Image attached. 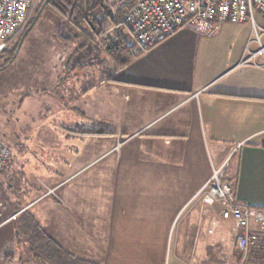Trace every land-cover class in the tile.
<instances>
[{
	"label": "crops",
	"instance_id": "1",
	"mask_svg": "<svg viewBox=\"0 0 264 264\" xmlns=\"http://www.w3.org/2000/svg\"><path fill=\"white\" fill-rule=\"evenodd\" d=\"M254 18L255 25L226 23L213 37L178 30L108 80H80L76 86L75 80H60L66 63L59 72L56 62L55 80H0L2 100L10 109L8 102L16 100L22 126L0 134L12 152L0 177V203L9 213L22 211L0 227V264L13 243L30 244L32 219L70 255L80 243L94 252L102 246L98 262L73 254L78 260L121 264L123 252L134 264V223L159 228L168 222L171 228L186 210L163 264H201L203 230L233 229L219 205L197 197L227 161L236 203L264 207V54L258 53L264 16L256 10ZM76 40L82 47L84 39ZM70 115L78 117L77 129L62 126ZM28 127L34 132L30 140ZM60 145L72 151L67 158L55 151ZM31 153L47 158L46 167L35 165L40 175L46 169L44 177L57 180L52 193L28 178ZM11 256L8 264L17 259ZM259 258L249 264H264Z\"/></svg>",
	"mask_w": 264,
	"mask_h": 264
},
{
	"label": "rangeland",
	"instance_id": "2",
	"mask_svg": "<svg viewBox=\"0 0 264 264\" xmlns=\"http://www.w3.org/2000/svg\"><path fill=\"white\" fill-rule=\"evenodd\" d=\"M40 2L41 0H35L33 11L28 23L34 18L36 8ZM39 16L40 14L36 15L37 19H35L34 25L24 39L22 36L26 32V27L16 37L8 41L5 49L15 48L21 40L20 48L19 50L17 49L18 55L10 67L0 72V80H27L26 83L28 82V85L34 80H55V74H52L53 70L51 68L52 64H55V62L59 63V72L63 71L66 63L65 66L67 70L60 80H75L76 86L81 83L80 80H82V82L86 80H108L109 76L115 74L112 70V63L107 55L102 52H94L91 45H88L85 48H79L80 44L76 40L78 32L74 30L67 21L62 20L63 22H61L59 18L47 8L43 10L40 18ZM108 25L109 22L104 23L105 27ZM2 96L3 95L0 92V134L3 132L7 133L8 130H13V132L22 130V126L18 125L19 114H21V109H19L18 103L15 99L12 103L8 102V106L10 104L12 105L10 109L6 105L7 102L2 100ZM3 104H5V106ZM23 110L22 114L26 113L25 110ZM32 113L34 114V111ZM77 119V116L73 117L70 115L66 117V122L62 126L64 128L69 127L70 129H77L75 127ZM24 120L29 126L28 122H30V119L25 116ZM28 129H30L31 132H27L26 136L30 140L34 135V132L33 128L28 127ZM26 136H24V138ZM28 139L26 141H28ZM60 140L64 139L60 138ZM123 140L124 139L120 136L119 140H117L116 148L123 143ZM26 143H30V141ZM32 145L34 146V144ZM77 145L81 146L82 141H77ZM60 147L62 149H56L55 151H58L59 154H62L67 158V153L72 151L68 149V147L65 148V146L62 147V145H60L58 148ZM39 153L44 152L41 151ZM36 154L37 153H31V156H29L28 165L25 166L26 174L28 172V178L34 179V182L37 183L42 190L52 193V187H54L57 180L45 178L44 176L46 172L49 173V171L43 168L44 174L40 175V170L37 169V167H40L42 163V166L46 167L48 161L44 155L38 154L39 156H36ZM25 156H28V154ZM53 162L56 164L55 161ZM35 164H37V167ZM52 166L58 168V165L52 164ZM6 170L0 174V177ZM31 175L34 177H31ZM35 176H37L36 179L39 180H35ZM2 191L3 190L0 187V196ZM5 208L6 206H4L3 203H0V227L3 225L4 220L12 214L19 212L9 213ZM186 211L180 214L177 222L171 228H168V222L159 223V228H152L151 225L147 223H134V230H129L131 231L132 238H134V252H132L134 264H163L164 258L167 257L168 252H170V248H174L175 246L178 233L182 231L180 224ZM21 213L22 211L17 214V219L12 220L11 222L17 221ZM211 231L209 230V232ZM252 231L256 234L264 232V223L261 225L252 224ZM88 232H92V230ZM213 233V231L208 233L206 232V229L205 231L203 230V259L201 264H219L222 262L220 261L221 258L228 260L231 264L238 263L242 253L237 249L235 234L232 227L225 225L222 232ZM95 240L98 241V239ZM78 241H80L79 238ZM100 247L102 246H96L97 250L95 249L94 252V249L89 248L88 245L80 243L79 248H77L72 255L74 254L73 256L81 259L85 256L88 258L90 257L89 259H94L98 262L99 260L97 257L103 256V248ZM11 248V252L9 248L6 249L5 255L7 256L6 258L4 257L3 260L6 264H8V257L11 255L17 258L14 262L11 260V264H45L43 263V258L34 257L35 253L36 256H40L44 252L34 251L35 253L32 252V254H30L28 252L29 249H31L30 244H18L16 242L12 244ZM120 248L124 251L127 249V246H120ZM106 249L107 246H105V252ZM215 254L218 255V259L219 257L221 258L216 260L215 257L217 256ZM210 256H212V260H210ZM128 258L129 255L123 252L118 256V260L121 264H131L133 259Z\"/></svg>",
	"mask_w": 264,
	"mask_h": 264
},
{
	"label": "built area",
	"instance_id": "3",
	"mask_svg": "<svg viewBox=\"0 0 264 264\" xmlns=\"http://www.w3.org/2000/svg\"><path fill=\"white\" fill-rule=\"evenodd\" d=\"M92 10L95 19L107 18L112 23L128 26L131 40L144 52L181 29H188L202 37L220 33L226 23L252 20L258 10L264 16V0H95ZM35 0H0V54L7 43L28 24ZM258 53L264 54L260 41ZM10 147L0 138V174L11 162ZM229 162L214 169L212 178L198 193L208 206L219 205L222 218L233 222L237 249L242 253L237 264H248L251 246L258 235L252 224L264 223V211L236 203L232 187L225 182ZM12 214L3 224L17 219ZM229 264V262H223Z\"/></svg>",
	"mask_w": 264,
	"mask_h": 264
},
{
	"label": "trees",
	"instance_id": "4",
	"mask_svg": "<svg viewBox=\"0 0 264 264\" xmlns=\"http://www.w3.org/2000/svg\"><path fill=\"white\" fill-rule=\"evenodd\" d=\"M96 6L95 0H41L36 8L34 18L27 24L25 31L32 28L36 15L43 10L50 9L61 22L67 21L70 26L78 32V37L83 38L81 48L88 45L93 47L94 52L104 53L112 63V70L115 73L125 69L144 54L138 46L131 40L130 31L123 22L112 23L107 18L95 19L92 17V10ZM63 20V21H62ZM92 22V24H90ZM109 22L108 26L104 23ZM25 34V33H24ZM23 34V36H24ZM22 36V38H23ZM21 38V39H22ZM21 40L15 48H6L0 54V72L8 69L18 55L17 49L20 47ZM17 53V54H16ZM225 182L231 185L233 179L225 176ZM264 211V207L258 208ZM32 227L27 232V239L30 243V253L34 251L44 252L40 256L35 253V257L43 258L45 264H93L78 260L58 247L54 240L41 228L36 219L30 220ZM260 256V258L258 257ZM251 258L264 260V232L258 234L257 242L251 246L247 259L249 264ZM239 259V258H238ZM238 261V260H237Z\"/></svg>",
	"mask_w": 264,
	"mask_h": 264
},
{
	"label": "water",
	"instance_id": "5",
	"mask_svg": "<svg viewBox=\"0 0 264 264\" xmlns=\"http://www.w3.org/2000/svg\"><path fill=\"white\" fill-rule=\"evenodd\" d=\"M90 24H92V22H90ZM31 30V28H29L26 32H25V34H24V36H23V39L27 36V34H28V32ZM20 48V47H19ZM19 50V49H18ZM17 50V51H18Z\"/></svg>",
	"mask_w": 264,
	"mask_h": 264
}]
</instances>
